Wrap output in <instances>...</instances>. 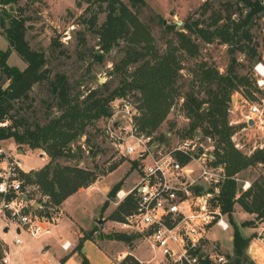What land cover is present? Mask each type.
I'll return each instance as SVG.
<instances>
[{
	"label": "trees",
	"instance_id": "16d2710c",
	"mask_svg": "<svg viewBox=\"0 0 264 264\" xmlns=\"http://www.w3.org/2000/svg\"><path fill=\"white\" fill-rule=\"evenodd\" d=\"M18 0H1L3 4ZM100 10H107L106 20L95 29L99 34L102 50L109 51L121 39L127 42L126 55L120 63H115L113 72L121 74V81L117 87L111 88L109 82L91 87L85 93L73 92L69 78L63 73H56L50 77V70L46 67L47 57L43 51L33 49L27 41L25 18L12 17L7 14L8 27L5 28L8 48L0 50V139L13 138L18 144L28 145L32 149H43L50 160L42 168L23 172L22 176L27 184H36L48 198L51 207H58L69 196L80 188L89 187L99 174L78 164L60 161L66 158L75 160L73 145L82 136L87 135V128L113 113L111 103L115 98H130L128 92L135 90L140 93L139 103L135 104L138 114L134 117L135 124L140 131L156 134L160 140L166 139V134L158 132L159 127L166 120L171 107L177 99L184 97L182 110L190 119L186 135H194L202 130L204 137L213 140L215 159L213 164L223 165L226 176L220 183V191L215 195L214 204L219 205L228 217L233 228L234 253L243 257L245 248L255 235H245L235 224L233 213L235 205L239 204L248 213H255L256 220H264V178L259 177L250 183L246 190L239 187L237 175L259 164H264V146L257 147L252 153H245L237 148L233 141L235 127L230 123L229 112L233 94L246 88V99H254L252 87L259 90L256 80L248 75H240L228 70L221 73L215 66L201 61L188 89L183 91L184 83L180 82L183 69L182 57H196L200 53L199 42L206 43L218 40L229 44L231 51L240 50L249 59L260 60L256 44L253 45L252 29L256 20L264 14L262 0H236L239 16L231 10L232 3H224L226 14L222 11H212L209 18H195L184 22L182 27L171 24L175 38L167 42L163 52L156 47L154 37L149 27L140 20L137 11H133L122 0H99ZM107 5L104 9L103 3ZM131 7L137 10L146 4V0H130ZM207 9V8H206ZM205 12V11H204ZM207 12V11H206ZM5 20V19H4ZM4 20L2 24L4 25ZM90 26H96L97 14L88 19ZM58 44V43H57ZM12 51L27 63L24 69L10 65L8 59ZM102 58V55H96ZM134 69L130 71L129 67ZM9 80L7 86L5 82ZM205 84L206 97L200 95L196 89V81ZM49 82L54 105L59 112L48 119L46 123L29 124L21 114L24 106L17 103L31 99V91L35 84ZM183 94V95H182ZM7 123L3 126L1 123ZM174 125V124H172ZM185 135V136H186ZM87 149V148H86ZM81 153V149H78ZM81 156V155H80ZM186 162L188 158L181 157ZM135 164L137 162L135 161ZM116 168L112 167L111 171ZM122 182L117 183L111 190L116 195L121 189ZM240 192V195L237 194ZM49 206V207H50ZM109 206L106 200L102 206L104 212ZM135 206L134 198L130 194L118 209L111 215V219H123ZM245 227H256L255 221H244ZM92 233H86L79 241V250L84 240ZM137 234L113 232L102 235L107 239H116L131 244ZM227 258L231 259L229 254ZM141 264L133 255L128 254L121 264ZM82 264H88L84 257ZM202 264H214L204 259Z\"/></svg>",
	"mask_w": 264,
	"mask_h": 264
},
{
	"label": "rangeland",
	"instance_id": "374dc122",
	"mask_svg": "<svg viewBox=\"0 0 264 264\" xmlns=\"http://www.w3.org/2000/svg\"><path fill=\"white\" fill-rule=\"evenodd\" d=\"M122 1L133 11H137L140 20L149 27L154 37V43L160 52L166 49L169 40L175 38L174 30L169 28L171 24L182 27L185 21L195 18L205 19L208 22L211 19L209 17L212 11H222L223 14L227 13L224 7V3L226 2L232 3L231 10L236 12L233 17L237 18L239 16V7L236 0H146V4L138 10L131 7L130 0ZM99 5V0H18L17 2L6 4V6L3 4L0 10V50H6L8 46L5 34V28L9 25L6 17L7 14H10L12 17L25 18V37L33 49L45 53L48 60L46 67L50 70L51 78L56 73L67 75L73 92L80 91L85 93L89 88L98 87L105 82H109L111 88L117 87L121 81V74L113 72L114 65L115 63H120L125 57L128 45L125 40L121 39L109 51L102 50L99 34L95 32V29L100 27L106 20L108 11L100 10ZM102 5L105 9L107 3L104 2ZM93 14H97V21L96 26L91 27L88 19ZM3 20L4 25L2 24ZM252 32L253 45L256 44L258 53L262 55L260 60H257V58L251 60L240 50L231 51L229 44L221 43L218 40L206 43L195 36L194 38L200 45V53L196 57L184 55L182 57L183 69L180 71L182 74L180 82L184 83L183 91H186L192 80H195V72L201 61H206L210 65L217 67L221 73L225 74L228 70H231L240 75H248L256 80L259 90H256L255 87L251 89L255 98H248V101L241 98L240 94L245 95L246 91V88L243 87L239 90V94L236 92L233 94L229 112L230 123L235 127L233 134L235 140L233 139V141L240 144L239 149L249 154L257 147L264 146V130L256 126L249 127L246 123V116L249 114L251 103L264 106V74H260L257 70L259 64H262L264 67V14L256 20ZM97 54L102 55V58H97ZM8 63L21 69H24L27 65L16 51H12ZM129 69L130 71L133 70L134 66L131 65ZM8 83L9 80L5 82V86ZM196 85V89L200 91V95L206 97V85H201L198 80L196 81ZM128 94L135 104L139 103L140 93L138 91L132 90ZM30 95L31 99L24 101V103H17V106H24L21 114L32 126L36 123H46L50 117L59 113L57 108L53 107L54 100L48 81L35 84ZM183 101L184 97L177 99V102L174 104L175 108L170 110L166 120L158 129V132L163 134L170 132L168 134L170 143L175 141L178 136L186 135L190 120L186 119V115L181 108ZM107 118H103L98 123L89 126L87 128V135L82 136L72 146L75 150V160L60 159L64 164H78L79 166L90 168L99 174L98 179L102 178L98 184L101 188L95 190L91 188L88 192L77 191L66 201L65 208L68 213L76 217L84 228H90L95 218L98 217L93 228L85 233H92L96 236L95 238L103 239L101 241L103 244L109 242L111 239L104 238L102 235L122 232L119 230L117 223L124 218L110 219V215L129 196H126L119 202L117 195H112L111 190L117 183L122 182L120 190L128 191L132 189L138 178V162L134 158L135 154L132 156L119 155L108 139L103 136L101 130L103 125L107 123ZM116 119L123 125L127 124V121L120 116H117ZM202 132L200 129L201 134H203ZM204 139L201 138V141ZM0 144L6 152L17 149L23 154L22 162L25 169L39 167L43 164L41 157L37 154L42 153L43 149H32L28 145L18 144L13 138L3 139ZM210 144V140H205L204 146L201 149L205 151ZM79 148L81 149V153L78 151ZM211 151L209 149V152ZM135 161L137 164H135ZM115 165L116 168L111 171ZM259 177L264 178V164L249 167L240 172L237 175L240 189L246 190L243 187L246 182L251 183ZM24 186L30 200L33 203L36 202L42 205L41 207L40 205H34L37 212L43 214L44 212L52 211L59 223L61 216H63L59 207L53 208L50 206L48 198L43 194L38 185L25 183ZM239 195L240 192L237 196ZM106 200L109 201L107 209H110V212L104 213L102 212V206ZM125 215L123 214V217ZM226 218L228 219L227 216ZM233 219L245 235H255L250 244L245 248L243 255L244 263L258 264L260 261L255 255L254 248L262 247L263 249H259V252L264 256V241H262V237L260 236L264 234V220H256L257 215L255 213L244 211L239 204L235 205ZM251 220L255 221L256 227H245L242 225L244 221ZM208 236L207 249L209 251L225 255L229 254L232 258L236 256L233 251V228L231 226L229 230L225 231L215 225ZM22 237L25 240L36 241V238L28 234H22ZM254 240H256V244L253 243ZM6 243V248L10 251L11 244L8 238ZM78 245L76 244V248L79 249ZM121 245L134 250L137 256L143 260L156 257L155 253H160L153 249L140 236H137L131 244L123 242ZM73 247L75 246H72L70 249H73ZM86 251L94 258L95 262L100 260L97 254L98 251L96 252V249L93 247L87 245ZM22 254L19 252L16 255L21 256ZM128 254L130 253H127L126 256ZM2 256V247L0 246V264H6L2 261ZM67 256L61 258V263L64 262ZM134 257L136 258V256ZM155 262H152V264H156ZM128 263L130 264L131 262L128 261ZM160 264L170 263L164 258Z\"/></svg>",
	"mask_w": 264,
	"mask_h": 264
},
{
	"label": "built area",
	"instance_id": "2783aa9c",
	"mask_svg": "<svg viewBox=\"0 0 264 264\" xmlns=\"http://www.w3.org/2000/svg\"><path fill=\"white\" fill-rule=\"evenodd\" d=\"M2 6L0 1V10ZM111 106L113 113L103 125L102 134L119 155L135 154L138 162L135 185L123 195L121 190L116 194L119 202L130 194L135 202L134 208L117 223L119 230L137 234L170 264H202L204 259L214 264L226 262L227 255L207 249L208 234L213 226L225 231L231 226L220 206L213 202L226 176L223 165L213 164V140L204 137L200 130L192 136H178L171 143L170 132L165 133L166 139L160 140L155 133L147 134L138 129L134 120L138 110L131 99L115 98ZM174 108L175 105L171 107ZM117 116L127 124L123 125ZM250 120H253L252 125ZM246 123L264 130V106L251 103ZM201 138L205 139L201 141ZM207 139L211 144L203 151L201 147ZM235 145L240 148L239 143ZM181 157L188 160L184 162ZM22 161L17 149L6 152L0 144V246L2 261L6 264L10 261L6 235H12L14 245H22V234L40 238L58 223L52 211L39 214L35 209L24 188ZM249 186L246 182L243 187ZM260 236L264 241V234ZM61 247L69 250L71 242L64 241ZM259 261L258 264H264L261 257Z\"/></svg>",
	"mask_w": 264,
	"mask_h": 264
},
{
	"label": "crops",
	"instance_id": "0c3cea01",
	"mask_svg": "<svg viewBox=\"0 0 264 264\" xmlns=\"http://www.w3.org/2000/svg\"><path fill=\"white\" fill-rule=\"evenodd\" d=\"M37 154H39V156L41 157L43 164L39 167L31 169H25L23 166L25 172L38 170L49 162L50 158L46 152L43 151L42 153ZM100 179L102 178L100 177L99 179H97V181L91 187H83L78 191L88 192V190H90L91 188H93V190L101 188V186L98 185L101 182ZM72 195L58 206L63 216H61L59 223L56 226L52 227L49 234H46L40 238H36V241L24 239V243L22 245H14L12 243V235H6L9 243L11 244V248L9 251L10 261L7 264H82L84 259L83 257L87 258L88 264H120L127 253L133 254L141 263L145 264H152V262L155 261L156 264H160L161 261L164 260V257L161 253H155L156 257L150 258L148 260H143L137 256L134 250L125 247V245H121V243L123 242L118 240H109V242H105L103 244L101 243L103 239L95 238L96 236H94L93 234L90 236V238L84 240L81 250L76 248V244H79L80 239L86 234L85 232L93 228L98 217L95 218V221L92 223L90 228L82 227L76 217L68 213L65 208L66 201L70 197H72ZM33 205L39 206V204L36 202L33 203ZM109 210L110 209H107L106 211H104V213L110 212ZM64 241H70L71 247H75H73V249H70L69 251L64 250L61 247V244ZM253 243L256 244V240H254ZM87 245L96 249V252L98 251L97 254L100 259L99 261L95 262L94 258L90 254H88V251H86ZM261 248L262 247L254 248V252L256 257L259 260L261 257V260L263 261L264 256L259 252V249ZM19 252L23 254L21 256L16 255ZM66 255L68 256L66 257L64 262L61 263V258L65 257Z\"/></svg>",
	"mask_w": 264,
	"mask_h": 264
},
{
	"label": "water",
	"instance_id": "95a60500",
	"mask_svg": "<svg viewBox=\"0 0 264 264\" xmlns=\"http://www.w3.org/2000/svg\"><path fill=\"white\" fill-rule=\"evenodd\" d=\"M249 123L252 125L253 120H250ZM39 205H40V207L42 206L41 204H39ZM101 223L103 224V222H101ZM222 264H245V263H244L243 257L236 255L235 257L228 259L226 262H224Z\"/></svg>",
	"mask_w": 264,
	"mask_h": 264
},
{
	"label": "bare ground",
	"instance_id": "6f19581e",
	"mask_svg": "<svg viewBox=\"0 0 264 264\" xmlns=\"http://www.w3.org/2000/svg\"><path fill=\"white\" fill-rule=\"evenodd\" d=\"M257 70L260 74H264V67L262 66V64H259L257 67ZM125 193V191L121 190V195H123Z\"/></svg>",
	"mask_w": 264,
	"mask_h": 264
}]
</instances>
